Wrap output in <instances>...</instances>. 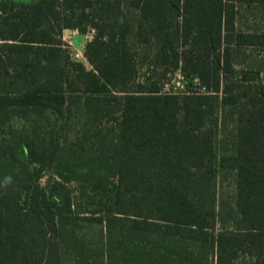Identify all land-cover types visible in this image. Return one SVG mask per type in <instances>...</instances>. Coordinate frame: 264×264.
I'll return each mask as SVG.
<instances>
[{
	"label": "trees",
	"instance_id": "trees-1",
	"mask_svg": "<svg viewBox=\"0 0 264 264\" xmlns=\"http://www.w3.org/2000/svg\"><path fill=\"white\" fill-rule=\"evenodd\" d=\"M261 7L0 0V264H264V82L237 67ZM176 72L203 91L164 92Z\"/></svg>",
	"mask_w": 264,
	"mask_h": 264
},
{
	"label": "rangeland",
	"instance_id": "rangeland-1",
	"mask_svg": "<svg viewBox=\"0 0 264 264\" xmlns=\"http://www.w3.org/2000/svg\"><path fill=\"white\" fill-rule=\"evenodd\" d=\"M17 3H27L30 0H15ZM250 12H255V14H251ZM240 23L239 27L242 30H248V27L253 24V22H259L261 28L264 29V9L261 8H242L240 10ZM92 32L89 31L87 33L81 34L75 30H65L63 33V40L67 45V49L70 52V55L73 60L83 63L85 66L89 67L85 57L84 51L86 44L92 39ZM237 67L239 70L243 69H251L254 72H258L259 76L256 77V81L260 80L264 82V47L263 46H246L241 49L240 55L237 58ZM166 82V87L164 88V92H172L175 94H184L188 92H202L203 89H200L199 86L194 84L193 86H189L183 82V77L179 72H176L174 75L169 77ZM49 120H40V121H27L20 117L12 118L9 123L10 130L6 129L4 135L7 137L9 132H13L17 137L21 135H34L36 132H43L47 130L57 129L60 125V122L56 120L55 117L49 116ZM73 119V124H74ZM68 124V123H67ZM66 124V131H64V135L68 134ZM46 128V129H45ZM232 129V123L227 124V132ZM61 138H64L62 135ZM50 173H46L42 178V183L45 184L51 175ZM75 188L74 185H72ZM224 190L229 188V182H225L223 184Z\"/></svg>",
	"mask_w": 264,
	"mask_h": 264
}]
</instances>
